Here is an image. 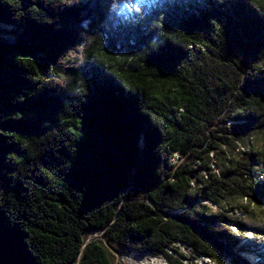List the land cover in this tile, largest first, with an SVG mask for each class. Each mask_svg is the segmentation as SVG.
<instances>
[{
  "label": "trees",
  "instance_id": "trees-1",
  "mask_svg": "<svg viewBox=\"0 0 264 264\" xmlns=\"http://www.w3.org/2000/svg\"><path fill=\"white\" fill-rule=\"evenodd\" d=\"M260 172L264 0H0V264L261 256Z\"/></svg>",
  "mask_w": 264,
  "mask_h": 264
},
{
  "label": "rangeland",
  "instance_id": "rangeland-1",
  "mask_svg": "<svg viewBox=\"0 0 264 264\" xmlns=\"http://www.w3.org/2000/svg\"><path fill=\"white\" fill-rule=\"evenodd\" d=\"M184 157L179 156L176 154L174 161H182ZM243 204L246 205V201L243 199ZM262 210L259 209V207L256 206V204L250 203V205L247 207V213L246 215L242 212L236 211L235 214L244 218L245 222H247L251 228H245L243 229V233L247 236L248 239H250L251 242H254L259 252H261L260 255H251L247 252H238L237 246L231 247L228 252H225V254L222 255L221 259H210L209 261H200L196 260L198 264H264V202L263 205H261ZM214 210H217L215 206H213ZM232 231L236 232L238 229L236 227H232ZM255 231V232H254ZM102 231H93L91 232L88 237V239L91 238H101ZM257 233V234H256ZM238 245H241L238 244ZM110 255L114 261L115 264H138L137 258L140 255L138 252L123 248L121 246L116 245L115 243H110L109 246ZM149 256L154 259L153 264H168L165 257H163L161 254H151L147 253ZM237 257H240L244 259L246 262H238ZM136 259V260H135ZM194 262V261H193ZM184 264H194L191 261H184Z\"/></svg>",
  "mask_w": 264,
  "mask_h": 264
},
{
  "label": "built area",
  "instance_id": "built-area-1",
  "mask_svg": "<svg viewBox=\"0 0 264 264\" xmlns=\"http://www.w3.org/2000/svg\"><path fill=\"white\" fill-rule=\"evenodd\" d=\"M258 177H259L260 180H264V173L263 172L258 173ZM180 249L184 252L185 255H187L189 257L187 259H183V261H191V262L194 261L193 262L194 264L195 263L198 264L197 261H196L197 259L200 260V261L204 260L205 262L209 261L211 259L210 257H203V256L202 257L192 258V257H190L189 251L187 249H185L184 247H180Z\"/></svg>",
  "mask_w": 264,
  "mask_h": 264
},
{
  "label": "bare ground",
  "instance_id": "bare-ground-1",
  "mask_svg": "<svg viewBox=\"0 0 264 264\" xmlns=\"http://www.w3.org/2000/svg\"><path fill=\"white\" fill-rule=\"evenodd\" d=\"M153 261H154V259H152V257L149 256V254H143L137 258L138 264H153Z\"/></svg>",
  "mask_w": 264,
  "mask_h": 264
}]
</instances>
